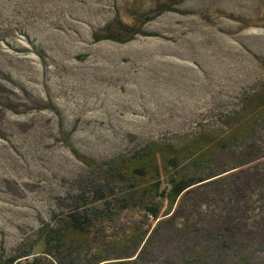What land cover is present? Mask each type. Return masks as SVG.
<instances>
[{
    "label": "rangeland",
    "instance_id": "rangeland-1",
    "mask_svg": "<svg viewBox=\"0 0 264 264\" xmlns=\"http://www.w3.org/2000/svg\"><path fill=\"white\" fill-rule=\"evenodd\" d=\"M263 84L264 0H0V260L46 259L53 215L84 182L150 143L219 134V117ZM218 157L214 171L236 163ZM217 189L197 188L185 209L198 219ZM143 215L131 206L90 235L92 252L128 264L113 243ZM171 229L137 264H179L196 240Z\"/></svg>",
    "mask_w": 264,
    "mask_h": 264
},
{
    "label": "trees",
    "instance_id": "trees-1",
    "mask_svg": "<svg viewBox=\"0 0 264 264\" xmlns=\"http://www.w3.org/2000/svg\"><path fill=\"white\" fill-rule=\"evenodd\" d=\"M135 34L106 39L126 43ZM219 120V134L202 130L180 147L150 143L84 182L64 213L53 215L43 239L47 258L22 264H113L105 263L111 260L102 255L106 251L92 252L90 237L102 235L105 225L115 224L138 204L144 221L113 243L119 248L116 260L137 264L151 245L168 240L178 224L185 239L196 240L181 251L179 264H264V84L246 92L237 108ZM224 152L234 153L236 163L214 171ZM138 179L148 180L147 188L135 186ZM206 186L219 189L214 203L203 206L196 219L184 205ZM29 256L23 252L0 264H20Z\"/></svg>",
    "mask_w": 264,
    "mask_h": 264
}]
</instances>
